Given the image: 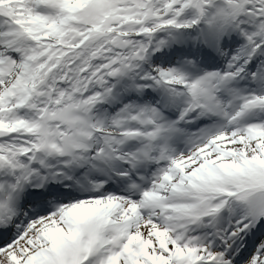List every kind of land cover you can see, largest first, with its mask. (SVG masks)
I'll return each mask as SVG.
<instances>
[{
    "label": "snow or ice",
    "instance_id": "snow-or-ice-1",
    "mask_svg": "<svg viewBox=\"0 0 264 264\" xmlns=\"http://www.w3.org/2000/svg\"><path fill=\"white\" fill-rule=\"evenodd\" d=\"M0 264H264V0H0Z\"/></svg>",
    "mask_w": 264,
    "mask_h": 264
}]
</instances>
